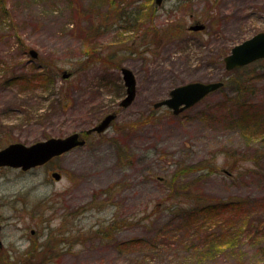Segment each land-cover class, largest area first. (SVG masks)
Segmentation results:
<instances>
[{"label":"rangeland","instance_id":"obj_1","mask_svg":"<svg viewBox=\"0 0 264 264\" xmlns=\"http://www.w3.org/2000/svg\"><path fill=\"white\" fill-rule=\"evenodd\" d=\"M153 3L0 2V148L84 133L116 110L102 134L46 164L0 167V264H264V230L248 226L264 224V58L237 72L223 63L264 30V0H164L126 26ZM197 22L204 28H187ZM121 66L136 80L127 106ZM46 67L54 81L37 82ZM216 80L223 86L177 114L153 105L177 85ZM177 171L190 193L245 202L183 222L170 197ZM115 220L125 224L114 234L99 231Z\"/></svg>","mask_w":264,"mask_h":264},{"label":"water","instance_id":"obj_2","mask_svg":"<svg viewBox=\"0 0 264 264\" xmlns=\"http://www.w3.org/2000/svg\"><path fill=\"white\" fill-rule=\"evenodd\" d=\"M163 0H155L159 5ZM204 27L203 24L190 25L189 29L198 30ZM30 54L36 57L37 52L31 49ZM264 58V31H259L242 42L235 44L230 52L223 58L225 69L232 70L246 65L256 59ZM121 74L126 87V95L120 104L127 106L135 95V77L133 72L127 67H121ZM68 76L67 73L63 77ZM223 84L222 81H191L173 87L169 91V96L154 103V107L166 105L173 109V113H178L185 108L198 102L209 92L216 90ZM114 114L106 115L97 125L91 127L87 132H102L108 127ZM84 139L78 132L70 133L64 137H49L31 144L13 142L0 149V166L20 167L23 170L41 165L54 156L69 151L71 148L82 145ZM52 176L59 179L60 174L53 172Z\"/></svg>","mask_w":264,"mask_h":264},{"label":"trees","instance_id":"obj_3","mask_svg":"<svg viewBox=\"0 0 264 264\" xmlns=\"http://www.w3.org/2000/svg\"><path fill=\"white\" fill-rule=\"evenodd\" d=\"M134 1H136V0H134ZM0 2H3V0H0ZM154 7L155 6L153 4L147 5V7H145V6L141 7V5L139 7H137L136 8V10H137L136 15L134 13L133 20L130 21L129 23H127L126 26L127 27H136L140 21V19H138V14H140V13L143 14L146 11V9H147V11L149 10L152 13L153 11H155ZM0 11L1 12L4 11V13L6 12V9L3 7V5L0 6ZM123 13H125V12H123ZM153 14H154V12H153ZM152 15H149L150 19H151ZM165 31H171L172 32V33L166 32L165 34H169L171 36H176L178 34L177 32H180L181 29L178 30L177 32H174L172 29L167 28ZM94 59H95L94 56H90L89 58L86 59L85 63H83L79 68L86 67ZM96 59L101 60L102 62L109 61V59H107V58H99L98 57ZM236 70L238 71L239 69H236ZM55 74H56V72L51 73L50 69L46 67V70L44 71V73H37V74L35 73L34 76L37 77V79H36L37 82H42V84H45V83H49L50 81H54L52 76L55 77ZM32 75H31V77H32ZM23 78H24L23 74H18V75L11 74L9 80H11V81H13L15 79L16 80H22ZM64 102H65V105H67L68 100L65 99ZM198 168L200 169L201 165H199ZM194 169H197L196 166H190L186 171H191ZM181 172L182 171H177V172L173 173V175H172V178L170 180V187H171L170 197H174L173 198V200H174L173 201V208H174L176 214H179V217H181V219L183 218V222L190 221L189 224H191V225H202V223L204 221H207L205 218H207L208 220L212 217H215V218L223 217L224 218L226 213L236 212L239 208L242 207V205L245 202V200H243V199H234V200H230L227 202H219V201H216V199L213 200L211 198L202 197V195H200V194L190 193L191 192L189 189L190 183H188V185H187V184H182V183L178 182L179 176L183 173V172L182 173ZM106 191H107V189H106ZM184 192H186V193L184 194ZM155 207H158V205H155ZM200 219H201V221L203 219L202 223H200ZM260 222L258 219L256 223L260 224ZM120 223H121V225H120ZM124 224H125L124 221L115 220L111 224L104 225V227H99V228H101L99 231L103 232L106 237H109L111 234H114L120 228V226H122ZM234 225H237V224L232 225L233 231L229 234V236L232 238L235 235H237L236 234L237 232L234 231L236 228V226H234ZM248 226L251 230H254V231L264 230V224H262V225H248ZM137 241H142V239L137 237L134 239H130L129 241H126V242H121L120 244L129 245V244H133Z\"/></svg>","mask_w":264,"mask_h":264},{"label":"flooded vegetation","instance_id":"obj_4","mask_svg":"<svg viewBox=\"0 0 264 264\" xmlns=\"http://www.w3.org/2000/svg\"><path fill=\"white\" fill-rule=\"evenodd\" d=\"M110 112H114V113H116V110H111ZM105 114H106V113H105ZM90 134H91V133H90ZM90 134H84V135H83V137H84V139H85V143H87V141H88L87 137H89Z\"/></svg>","mask_w":264,"mask_h":264}]
</instances>
